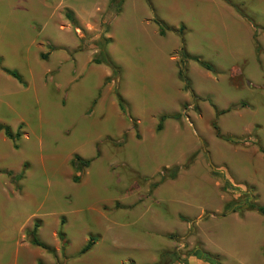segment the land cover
Instances as JSON below:
<instances>
[{"label": "rangeland", "instance_id": "obj_1", "mask_svg": "<svg viewBox=\"0 0 264 264\" xmlns=\"http://www.w3.org/2000/svg\"><path fill=\"white\" fill-rule=\"evenodd\" d=\"M108 1L0 0V125L19 135L0 134L1 261L34 260L37 223L48 264H264V217L253 212L249 242L255 218L222 216L264 206V83L243 85L236 59L203 40L185 8L196 3L116 0L110 16ZM231 1L264 28V0ZM180 28L215 70L186 61L187 88ZM100 39L117 74L92 63ZM76 156L89 166L74 170Z\"/></svg>", "mask_w": 264, "mask_h": 264}, {"label": "crops", "instance_id": "obj_2", "mask_svg": "<svg viewBox=\"0 0 264 264\" xmlns=\"http://www.w3.org/2000/svg\"><path fill=\"white\" fill-rule=\"evenodd\" d=\"M227 1L228 3L223 0H184L183 2L187 5L192 2L197 4L186 6L185 8L191 12V17L195 18V24H197L196 28L198 32L199 29H202L203 31L201 34L203 40L210 38L212 43L217 47H221L229 58L236 59L238 66L235 68V71L238 76L242 77L243 85H245L246 81H250L252 84L264 83V28L254 24L238 5L234 4L231 0ZM184 23L185 22L183 20V24ZM217 25L222 27L221 29L223 30V33L218 32L220 28H217ZM254 26L261 29V31L257 32L256 37H254ZM258 47L259 51L257 50ZM10 84L11 81L8 80V85ZM9 87H13V89H15L13 85ZM0 138L4 140L3 137ZM253 212L254 211L246 210L241 213L237 212L228 214V216H232V218L235 219L237 225L238 223H240L239 225H244L247 217H252V219L255 218L258 221L256 226L254 224H251L250 226L253 227V229L252 232L249 233L247 239L249 242L252 240L254 241L255 235H257L262 229L261 223L259 224L261 219L254 216ZM13 217L10 221H12V219H16ZM6 220L8 222V218ZM262 231H264V228ZM255 242L256 244L254 243V246L259 247L261 243L259 236L256 237ZM18 244L20 245V243ZM231 245L234 244L232 243ZM241 245L244 246L243 244ZM28 248L30 249V247ZM34 248L35 249H32L35 253L34 255H36L34 256V260L32 262L28 261L24 264H48V256H46L48 253L41 248ZM37 249L42 250V252H38ZM16 253H20V250L14 252V254ZM2 254L3 251H0V264H4L1 261ZM14 259L15 256L12 257V261H14ZM9 264L15 263L10 262Z\"/></svg>", "mask_w": 264, "mask_h": 264}, {"label": "trees", "instance_id": "obj_3", "mask_svg": "<svg viewBox=\"0 0 264 264\" xmlns=\"http://www.w3.org/2000/svg\"><path fill=\"white\" fill-rule=\"evenodd\" d=\"M225 2L228 3L227 0H223ZM119 13V6H118V2L116 0H109L108 1V6H107V14H109L110 16H115ZM244 17V16H243ZM66 18L70 21V23L72 24V26L74 28H76V22L73 19V16L70 13L66 14ZM245 18V17H244ZM246 19V18H245ZM247 20V19H246ZM158 29H159V35L160 36H164L166 31L168 30V28L166 27V25L163 22H159L156 21L155 22ZM255 29V34L254 37H256L257 32L261 31L260 28L254 26ZM183 30L180 28L178 30V35L180 37V41H181V48L179 50L180 53V67L178 69V78L180 79V81L184 82L185 87H188V81L185 77V72H186V66H185V62L186 61H192L195 64H197L200 68L204 69L207 72H211V73H215L214 68L212 67L211 64H209L206 61L201 60L200 58L197 57H192L189 56L188 53L185 50V46H184V41H183ZM99 57H96L92 60V63L95 65H104L106 67H108L114 74H117V69L115 67V65L113 64V62L111 61V59L109 58V56L107 55L106 51H105V46L107 44V41H105L104 39H100L99 40ZM257 50L259 51V47L257 48ZM44 58V56H43ZM2 72H4L5 74H7L8 76L12 77L13 79H15L18 82H21L20 76L15 72V71H7V70H2ZM117 100L119 103V107L122 109L123 108V103H122V99L117 95ZM245 106L244 103H239L237 106H232L231 108H229L227 111L231 110V109H237V108H243ZM226 111V112H227ZM222 113V112H221ZM167 119H173V120H178L179 119V115L175 114V115H163L159 118V123L156 127V130L159 132L162 130V126L165 120ZM213 128L215 130L216 133V137L223 139L220 134L219 131L217 129V127L215 125H213ZM0 132H3L4 136L10 140L16 139L19 137L18 133H16L15 135H12V132L10 130V128L8 126H3L0 125ZM262 153H264V151H261ZM90 164V161H84L82 159H80L79 157H74V159L71 162V165L73 167L74 170L78 171L81 168H87ZM174 172H177V169H175ZM171 177H175V173L172 174ZM79 181L78 177H75L73 179L74 183H77ZM245 203H239V204H233V205H228L227 206V210L222 214V216L228 215L230 213H237L239 210H241L239 213L243 212L242 210V206ZM249 205V207L247 208L248 210L254 211L256 213H258L261 216H264V206H261L257 203H255L254 199H251V202L246 203ZM181 220L186 221L184 218H181ZM37 230H38V224L34 223L33 228L31 231H29L27 233L28 237L30 238V245L34 246V247H38L41 248L43 250H45L46 252L49 253H53L52 249H50V247H48L46 244L42 243L38 237H37ZM59 238L63 239V235L62 233L59 234ZM93 239L90 238L89 241L87 242V244L83 247V249L81 250V254H84L86 252H88L92 246H93ZM40 264V263H38Z\"/></svg>", "mask_w": 264, "mask_h": 264}]
</instances>
